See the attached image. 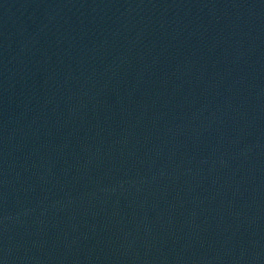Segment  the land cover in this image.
Listing matches in <instances>:
<instances>
[{
	"label": "water",
	"instance_id": "95a60500",
	"mask_svg": "<svg viewBox=\"0 0 264 264\" xmlns=\"http://www.w3.org/2000/svg\"><path fill=\"white\" fill-rule=\"evenodd\" d=\"M0 264H264V0H0Z\"/></svg>",
	"mask_w": 264,
	"mask_h": 264
}]
</instances>
